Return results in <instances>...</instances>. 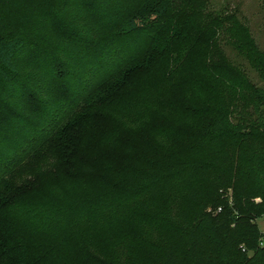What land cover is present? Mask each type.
<instances>
[{"label": "trees", "instance_id": "obj_1", "mask_svg": "<svg viewBox=\"0 0 264 264\" xmlns=\"http://www.w3.org/2000/svg\"><path fill=\"white\" fill-rule=\"evenodd\" d=\"M203 1L0 0V264H65L66 239L86 224L105 226L106 242L126 225L124 253L79 245L69 264H264V50L235 13ZM222 39L261 85L223 55ZM189 56L194 67L159 103L178 120L156 116L142 92L121 126L129 77L156 65L169 74ZM97 117L112 118L110 134L84 136ZM30 162L37 176L11 183ZM45 176L49 189L32 197ZM30 226L32 249L16 256L9 231Z\"/></svg>", "mask_w": 264, "mask_h": 264}, {"label": "rangeland", "instance_id": "obj_2", "mask_svg": "<svg viewBox=\"0 0 264 264\" xmlns=\"http://www.w3.org/2000/svg\"><path fill=\"white\" fill-rule=\"evenodd\" d=\"M202 7L205 6L207 11H214V10H223L224 13L227 12H233L235 13V19H237L238 23H240L243 27H246L249 35L251 37V40L253 43L257 46L258 49L264 50V11L262 9V0H204L201 2ZM204 11V10H203ZM202 11V12H203ZM201 13L199 14V16ZM196 16V15H195ZM198 17L194 18V14L192 12H189L188 17L185 21V28L192 32V30L199 24ZM178 43L182 44L183 41H179ZM220 49L222 50L223 55L231 61L234 65L238 66L241 70L245 72V74L248 76V78L253 81L256 84H260L261 82L257 79V76L255 72L250 68L248 62L241 57L240 55H237V52L232 47V44L229 41H226V39L220 40L219 43ZM189 61H186V63H183V65H180L176 68V70L170 72L169 74L167 72H164V68H162L160 65H156V68H152L150 72L145 74L143 71H139L133 75H131L127 81V86L129 87L128 96L129 98L123 99V111L117 115L119 118L117 119L120 122V125L126 124L128 122V119L132 118L136 114L137 109V98L143 99L144 96L140 95L142 92L148 93V105L149 106H156L157 109H155V115L159 116L161 118L165 119H171V120H178L176 118V114L170 110L168 111H159L161 105L159 103L163 102L162 96H164L167 92L168 93H175L176 90L179 88L180 84L184 82L185 74H187V70L194 67V58L192 56H189ZM136 92H139V94H136ZM153 94L154 99L153 100ZM131 101V102H128ZM156 103V104H155ZM158 112V113H157ZM106 117V116H105ZM113 124V120L111 119H105V118H93L90 120V123L87 125L85 124V130L82 134L84 136H88L91 138L98 137L102 133V131L105 134H110V130H107L111 125ZM94 127V128H93ZM126 126H124L125 129ZM93 128V129H92ZM148 136V132L145 131L140 134V136L136 137V141L142 142V137ZM139 138V140L137 139ZM162 146L164 148H167L175 153H177L180 150V146L176 143V145H173L169 142V140H166ZM248 152V151H247ZM96 160V159H95ZM94 160V161H95ZM99 160V158L97 159ZM95 168H99L100 161L96 162ZM103 171V170H102ZM104 174V173H102ZM26 176L36 177V167L33 162H30L26 164L25 166H22L16 174L12 176L11 183L17 184L23 180V178H27ZM96 176L94 173H91L86 177V179L91 180L94 179ZM52 178L45 176L40 181V188H37V191L32 194V197H35L36 195L42 194L46 192L49 189V185L52 184ZM97 181L95 178L94 181ZM74 186H69V190H73ZM225 196L227 198H230V189H228L225 193ZM254 201H258V198H254ZM154 207L158 208L157 205ZM210 213H215L216 210L207 207L206 209ZM127 225H132L133 228H137L136 232L140 231V224L137 221L136 215L131 213L130 219L127 221ZM256 225L260 232L263 234L264 231V217L256 220ZM126 226V225H125ZM116 226L113 229L112 238L114 240L110 242L104 241V239L107 237L106 234V227L103 225H80L79 227H76L74 229V232L72 233V236H69L66 240L68 248L63 249L60 251L59 256L61 261H65V264H69V260L71 256L76 252L78 249L77 247L79 245H87L90 250L93 251L94 254L103 257L104 259H107L110 257V255L117 253L118 255H121L124 253L122 249H119L116 245L118 244L117 241H119V237L124 230V227ZM33 231H35V227H25L22 228L20 231V236L16 238L13 231L10 232V236L8 238L10 239L11 243L13 244L12 249L16 256H20L23 251H26V249L31 250V242L34 239V236L36 235ZM15 240L18 244L15 245ZM260 242V241H259ZM33 243V242H32ZM259 246L261 245L258 243ZM65 246V245H64ZM45 260L47 264H52L50 262V258L41 257ZM75 262V261H73ZM45 264V263H44Z\"/></svg>", "mask_w": 264, "mask_h": 264}, {"label": "built area", "instance_id": "obj_3", "mask_svg": "<svg viewBox=\"0 0 264 264\" xmlns=\"http://www.w3.org/2000/svg\"><path fill=\"white\" fill-rule=\"evenodd\" d=\"M263 234H264V231H263ZM260 243H261V241H260ZM262 245V244H261Z\"/></svg>", "mask_w": 264, "mask_h": 264}]
</instances>
